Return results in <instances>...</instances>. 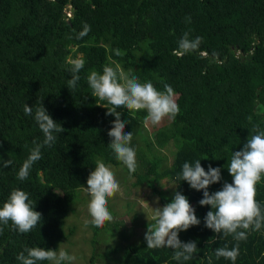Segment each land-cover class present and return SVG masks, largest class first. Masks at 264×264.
Here are the masks:
<instances>
[{
  "label": "trees",
  "instance_id": "16d2710c",
  "mask_svg": "<svg viewBox=\"0 0 264 264\" xmlns=\"http://www.w3.org/2000/svg\"><path fill=\"white\" fill-rule=\"evenodd\" d=\"M84 25L90 31L78 38ZM185 33L190 40L201 38L187 52L178 50ZM74 59L84 66L75 88H68ZM104 66L131 70L158 91L167 83L177 94L179 113L166 117L151 139L144 110L118 109L131 142L142 144L134 148L137 167L131 176L108 147L112 106L95 97L87 81L91 71L102 73ZM40 102L65 131L41 149L42 158L21 181L17 174L33 141L44 140L34 120ZM25 104L32 115H25ZM254 128L264 131V0H0V160L12 161L9 167L0 164V207L16 188L42 214L41 224L27 233L14 230L11 222L0 224V264H20L16 257L25 248L56 250L73 234L75 225L66 220L98 158L121 169L131 188L148 190L162 207L175 191L186 196L200 224L178 238L195 241L198 252L188 261L173 260V249H148L145 233L129 242L123 222L112 220L101 228L89 223L86 264H264V223L242 241L213 233L204 225L210 208L198 203L202 191L176 179L183 163L201 160L205 171L209 165L221 168V181L209 186L210 193L231 183L226 169L231 152L243 147ZM169 149L168 163L163 152ZM163 180L172 184L171 194L161 190ZM255 198L264 215V176ZM236 245L234 262L215 256V249Z\"/></svg>",
  "mask_w": 264,
  "mask_h": 264
},
{
  "label": "clouds",
  "instance_id": "9594fccd",
  "mask_svg": "<svg viewBox=\"0 0 264 264\" xmlns=\"http://www.w3.org/2000/svg\"><path fill=\"white\" fill-rule=\"evenodd\" d=\"M88 31L90 26L84 25L78 38L85 36ZM200 39L197 37L195 40H190L188 33H185L179 41L178 50L183 52L193 50L198 46ZM119 54L117 52V55ZM71 65L74 74L67 83L68 88H75L79 80L76 73L83 68L84 61L74 59ZM87 81L92 94L99 100H106L112 106L107 111V115L114 117L111 128L107 132L111 141L108 147L115 158L127 167L131 176L137 167L136 151L131 147L133 135L132 132L125 133V125L128 122L121 120V112L118 109L123 108L133 112L144 110L145 125H158L165 117L174 119L179 113L177 94L167 83L163 85V91H158L151 82L141 83L131 70L126 73L119 67L104 66L102 73L93 70L88 75ZM24 113L32 115V107L25 104ZM34 120L43 133L44 140L42 144L33 141L34 147L29 149V155L17 174V178L21 181L28 177L32 165L42 158L41 149L44 146L50 147L57 139L55 134L65 131L51 118L42 102L35 108ZM253 131L255 134L248 136L239 151L231 152L226 169L232 177V182H225L218 191L210 193L208 188L221 181V168H213L209 165L205 171L201 166V160H197L194 165L188 162L183 163L182 173L176 177L177 180L186 182L190 189L202 191L203 196L198 203L201 207L210 208L204 217L205 227L213 233L232 235L237 241L246 240L248 230L259 231L264 223V215L255 198L256 185L264 176V131L258 128H254ZM11 163V160H0L3 167H9ZM86 185L83 191L89 197L87 210L91 220H86L85 225L91 223L101 228L105 222L113 220V215L108 208V200L120 191L119 182L111 166L106 165L102 158H98L95 161L94 170H91L87 177ZM152 210L153 222L147 224L144 235L147 248H171L174 250L172 259L176 261L192 259L198 252L196 242H181L178 238L179 232L200 224V220L195 215V209L190 205L187 197L175 191L171 202ZM9 222L19 233L30 232L42 222V214L34 211L29 195L23 190L14 188L7 201L0 207V224L8 225ZM238 229L243 231H237ZM0 231L3 229L0 228ZM215 256L234 262L239 256V246L236 245L231 249L227 246L217 248ZM16 259L20 264H37L40 261H49L51 264H71L76 258L69 255L63 248L45 250L42 247H32L25 248Z\"/></svg>",
  "mask_w": 264,
  "mask_h": 264
},
{
  "label": "rangeland",
  "instance_id": "374dc122",
  "mask_svg": "<svg viewBox=\"0 0 264 264\" xmlns=\"http://www.w3.org/2000/svg\"><path fill=\"white\" fill-rule=\"evenodd\" d=\"M133 113V111H129ZM138 112V111H137ZM167 118L165 117L158 125H144V129L148 132V138L151 139V133L156 131L165 125ZM135 146V147H133ZM142 144L136 140V143L131 142V147H141ZM169 150H164L163 154L168 158V163L170 161ZM137 163V158H136ZM112 171L120 185V191L117 192L113 197L108 200V208L113 215V220H121L123 222L122 230L125 236H129V242H137L140 239L147 228L148 223H152L153 210L160 206L158 200L150 194L148 190L142 188H131L129 181L125 180V175L122 173L121 169L112 167ZM161 190L166 191V193L171 194L173 191L172 184L163 180L159 184ZM80 195L72 205V212L68 215L66 220L67 225H75L73 229V234L67 236V239L62 241L59 246L63 248L69 255L75 256V260L71 264H86L87 259L90 254V232L88 231V225H85L86 220H91V217L87 210V203L89 201L88 194L83 191L79 193ZM152 208V209H151ZM88 229V230H87ZM107 229V228H106ZM68 233V232H67ZM105 236V233H102ZM110 245L112 242L116 244L115 236L114 238H109ZM96 264H103L100 261H96Z\"/></svg>",
  "mask_w": 264,
  "mask_h": 264
}]
</instances>
